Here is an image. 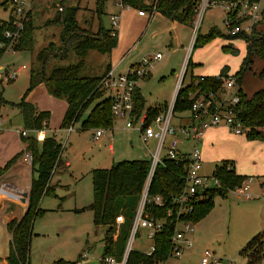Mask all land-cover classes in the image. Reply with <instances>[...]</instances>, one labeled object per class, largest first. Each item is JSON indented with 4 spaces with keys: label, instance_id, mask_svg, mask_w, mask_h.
<instances>
[{
    "label": "rangeland",
    "instance_id": "1",
    "mask_svg": "<svg viewBox=\"0 0 264 264\" xmlns=\"http://www.w3.org/2000/svg\"><path fill=\"white\" fill-rule=\"evenodd\" d=\"M76 3L78 9L75 19L79 26L82 29L84 28L87 35L94 39L101 38L99 32L96 31V22L99 20L104 29L109 27L108 11L112 9L110 0H105L102 9L99 5L100 3L96 0H32L30 12L32 13L33 21L30 48L23 47L19 50H17L18 48H8V50L5 49L0 58L1 66L7 70L8 74H11L13 70L22 65H25L27 70L18 73L13 79H7L6 74L0 72V76L2 74L0 97L15 98L19 93H23L22 89L26 83L27 74H31V70L38 64L36 54L47 48L51 40H54L53 43L55 44L47 52H50V54H62L64 48L60 38L62 25L55 21L58 14L57 7L60 5L66 9ZM139 5H142V0H139ZM261 8L264 12V0L261 1ZM7 9L9 10L6 5L0 8V18H8L9 11ZM157 14H159V11ZM223 19V13L219 7L206 9L200 26V34H207L210 27H215L219 34L208 43L192 48L191 61L195 64L192 72L195 76H216L222 68L226 67L228 78H232L236 82L233 75L238 71L241 56L246 52L244 36H249L251 33L245 31V35L229 37L224 27ZM90 21H93L92 29L89 26ZM184 26L182 24H173L167 18L159 19L158 15H155L152 23L147 28H144L147 34L137 50L139 51V60L147 54L156 52L163 54L162 60L160 59L159 62L152 64L151 67L154 69L152 70L151 78L143 81V85L140 86V90L147 102L146 104L149 106L163 103L165 100L167 103L171 101V98L165 97L170 92L171 87L167 75L172 70V67L174 71H179V65L182 57L184 60L185 55L184 49L179 50L176 56L172 55L164 41H159V38L153 39L150 35L153 32L160 31L163 36L166 35L167 40L173 36L172 40L175 39L186 48L190 44L191 31ZM255 31H264V20L256 25ZM223 45L236 49L237 54L226 53L222 49ZM92 53L94 54L89 55L92 56L89 60L87 57V62L90 60L94 61L92 59L93 56H96L97 59L104 58L103 54ZM185 60L187 59L185 58ZM76 61V56L71 53L66 59L51 56L46 63V67L49 69L52 65L65 66ZM87 65L94 66L93 63H87ZM263 66L264 61L262 59L253 57L250 69L244 73L240 82H236L241 87L245 97H250L256 90L264 88V76H259ZM190 69L189 67L182 84L188 83L191 75ZM180 80H182V77ZM1 114L3 119H6V112L1 111ZM77 126L76 124L75 129ZM230 134L215 133L204 143V150L203 146L198 145V148L202 149V152L207 154L208 158L203 163L201 173L205 176H211L222 161H230L225 155L232 149V153L234 151L238 161V166L236 165L234 169L235 173L246 178L251 177L252 180L249 182L250 192L253 196L260 195L264 198V163L263 165L258 163V159L264 161V151L253 153L250 147L245 149L237 148L236 145H233V142H229L232 139ZM89 143L86 142L81 146L87 149ZM112 145L115 151L114 161H116L119 153L122 158L141 156L148 158L151 155L146 148V144L139 138V131L136 129L126 128V130L115 132ZM152 145L151 142L148 144L150 149L154 148V145ZM96 152L86 150L84 154L85 159L94 158V160L90 161L91 165L96 162L94 155ZM100 156L99 161H102L105 156L103 151ZM254 160L258 164L253 165L252 161ZM239 170L245 172H239ZM29 177L28 172H24L20 180L27 184L30 181ZM59 193L62 199H58L53 195H46L42 198L43 207H57L56 205L60 204L64 209L45 212L35 220L34 229L36 235L33 236L31 244L30 264H53L59 259L76 261L78 260V255L83 252H87L86 262L88 264H103L99 261L103 250V242L100 239L102 233V237L104 236L105 229L100 225L93 224L91 212L87 210L89 209L88 204L92 203L93 198L91 176L87 175L86 179L80 183L67 184V187L63 188L62 192L59 191ZM261 197H254L253 199L237 198L230 190L223 195L214 194L212 207L198 221V224L194 225V227L196 226L194 245L201 250L208 247L224 260L234 259L236 264H245V258L241 253L242 249L255 235L264 229V199ZM76 206L77 208L83 207L73 211ZM119 231V226L116 224L112 226V233L117 232L118 234ZM150 244L151 240L147 239L144 230L140 229L133 241L132 248L145 250ZM7 252L8 250H5V253ZM1 253L0 246V255ZM171 264H175V262L171 261ZM184 264H199V257H191ZM252 264H264V259Z\"/></svg>",
    "mask_w": 264,
    "mask_h": 264
},
{
    "label": "trees",
    "instance_id": "2",
    "mask_svg": "<svg viewBox=\"0 0 264 264\" xmlns=\"http://www.w3.org/2000/svg\"><path fill=\"white\" fill-rule=\"evenodd\" d=\"M101 9L105 0H96ZM131 3V0H123ZM196 0H162L164 4L163 12L166 16L176 18L180 22L191 26L194 18V5ZM7 5V0H0V8ZM78 7L62 8L57 11L55 21L62 25L61 43L64 45L62 54H50L47 52L49 46L36 54L37 66L31 70L28 90L38 83H44L47 91L53 96L64 97L67 108L61 121V128L72 124L79 117L81 110L91 101L101 96L98 90L99 76L85 77L80 75L83 65V57L90 50L99 53H109L116 44V36L110 35V31L98 29L100 39H94L87 35L75 19ZM102 11V10H101ZM12 28V19L0 20V43L6 46L8 40L4 32ZM32 25L27 21L21 35L17 50L30 48ZM219 34L215 27H210L205 35L200 32L197 35L193 48L202 46ZM241 35V34H240ZM240 35H228L238 37ZM246 52L244 53L238 71L233 75L236 82H240L244 73L250 69L253 57L264 61V31L253 30L249 36H244ZM223 51L230 54H237V50L223 46ZM69 50L73 51L79 58L75 64L56 66L48 71L46 63L49 57L54 56L66 59ZM5 51V47H0V57ZM191 60L188 59L185 73L188 68H192ZM227 68L224 67L216 76L192 77L189 84L181 86L174 100L173 113H182L190 109L191 98L189 93H202L220 88L229 76ZM259 76H264V66L259 72ZM201 78V79H200ZM196 81L197 84L193 85ZM240 95L238 104V116L242 122L245 137L248 140L264 142V88L258 89L250 97H245L240 86L237 84ZM135 114L140 113L142 99L136 98ZM21 108L24 126L28 129H41L46 125L49 113L36 111V107L25 103L23 100L18 104ZM111 102L102 100L94 105L84 127L110 126ZM22 143L32 154V171L36 172V177L32 178L28 194L27 206L24 213L11 219L5 224L6 231L11 235L8 252L5 256L7 264H29L30 238L32 225L36 217L42 213L39 202L43 194L49 190L51 170L58 162L60 144L54 136H45L42 141H37L32 134L26 138H21ZM22 154V151H21ZM19 155L11 158L3 168H0V178L9 166L16 161ZM150 160L134 159L123 160L115 163L110 168H97L92 170V203L89 206L93 213V223L105 227V234L102 237V254L114 255L120 258L129 235V230L139 203L144 181L148 172ZM184 170L182 164H174L173 160L167 156L162 158L154 169L150 180L148 194H159L165 200L163 207L155 206L152 203L145 205V213L154 219H164L161 232L154 235L155 250L147 256L142 252L132 251L129 253L126 264H154L156 261L166 259L171 249V236L173 234L176 220L175 216L167 215L166 211L171 208V200L178 196L184 187ZM219 180V185L205 190L202 195H195L192 202V212L182 219H189L191 222L199 221L212 207V197L214 194H225L242 184L246 179L235 173L232 162L222 161L212 174ZM174 207V205L172 206ZM123 216V222L119 225L120 231L116 239H113L111 228L115 225V217ZM112 233V234H111ZM245 264H252L264 259V230L255 235L242 249ZM1 261V258H0ZM78 261L57 260L53 264H77Z\"/></svg>",
    "mask_w": 264,
    "mask_h": 264
},
{
    "label": "built area",
    "instance_id": "3",
    "mask_svg": "<svg viewBox=\"0 0 264 264\" xmlns=\"http://www.w3.org/2000/svg\"><path fill=\"white\" fill-rule=\"evenodd\" d=\"M161 1L152 0L146 8H139L137 13L139 16H146L147 19H150L159 9ZM261 1L196 0L194 5V18L190 26L191 39L186 50L185 58L190 57L194 41L200 32V26L207 8H220L223 13L224 27L228 35H245V31L253 32L256 25L264 19V12L261 10ZM31 2L32 0H7L6 6L9 8L10 18L12 19V28L4 32V36L8 40L7 45L5 46L4 43H0V47H5L8 50V48H15L19 44L24 25L29 21ZM112 3L117 7L119 12L110 15L109 22L111 27L109 31L110 35L117 36L120 12L131 9V5L125 3L123 0H112ZM57 9L58 11H62V7L60 6ZM162 56L163 54L159 52L147 54L137 63L130 65L125 71L117 74L114 73L113 69H109L100 77L98 82V90L109 96L112 116L124 119V126L126 128L138 130L139 137L143 143H146L150 139L156 141V147L151 153L148 172L122 255L120 258H117L114 255L102 254L100 261L103 264H126L129 253L132 251L142 252L147 256H150L154 252V235L161 232L165 220L150 217L145 213V205L149 203L158 207L165 205V200L161 195L148 194L154 169L158 163H161L164 156L173 160L174 164H182L184 170V187L182 192L171 200L170 203L174 207L171 206L166 211L167 215L173 214L176 220V225L170 238L171 249L166 259L156 261L154 264H171V261L180 259L183 254V249L191 246V240L187 235L192 231L191 220L182 219L181 216H186L192 212V202L195 195H202L205 190L219 185V180L212 175H201L202 158L197 143L207 128L216 126H225L233 134H244L242 122L238 116L240 95L237 89L238 86L232 78H227L224 84L216 90H209L202 93H189L192 100L190 109L188 110L189 117L186 124H174L172 122L174 101L151 118H148L145 114H139V117H136L134 115L133 93L137 81L146 77L152 64L159 61ZM187 61L184 59L182 73L186 69ZM21 68H24V66ZM16 74L17 71L13 70L6 77L7 79H13ZM196 84L197 82L194 81L193 85ZM184 85L187 84H182V80L179 79L176 86V93ZM72 124L64 128L66 136L60 144L58 159L66 144L67 134L71 131ZM17 131L21 138H26L32 134L37 141H42L45 137L44 127L41 129L20 127ZM101 132V129H97L95 138L100 136ZM185 139L192 140L194 144L189 150L181 151L178 146ZM26 146L24 143L21 158L25 164L31 166L32 154ZM56 165L57 163H55L51 173L54 172ZM230 191L238 196L250 197L247 184H242ZM0 194L6 199L12 198L13 200H18L21 196L19 192L11 190L4 183L0 184ZM122 222L123 216L117 215L115 217V224L119 226ZM140 229L144 230L145 237L151 240V244L145 250L132 248L133 241ZM115 237L116 234L114 235ZM85 256L86 253L83 254V257ZM199 263L236 264L234 259L223 260L215 256L208 249L203 251Z\"/></svg>",
    "mask_w": 264,
    "mask_h": 264
},
{
    "label": "crops",
    "instance_id": "4",
    "mask_svg": "<svg viewBox=\"0 0 264 264\" xmlns=\"http://www.w3.org/2000/svg\"><path fill=\"white\" fill-rule=\"evenodd\" d=\"M80 1V0H79ZM111 1L112 9L108 11V15L110 17L111 14L115 12H119L117 7H115ZM152 0H142V5H139V0H131V9L128 10H122L120 12V19H119V27L117 30V36H116V44L115 46L110 50L109 53H99L94 50L88 51V53L83 57V65L80 70V75L85 76V77H92V76H102L107 70L113 69L114 73H121L127 69L130 65H133L139 61V51L138 47L141 41L145 38L147 31H145V27L147 28L153 21L155 15H158L159 19H164L167 18L170 21H172L173 24H182L185 28H188L191 31V28L189 25L184 24L180 22L176 18H171L165 15L163 12L164 9V4L159 6V9L153 14V16L150 19H147L146 16H139L137 13L139 8H146ZM77 3L74 6L76 7ZM60 6V5H59ZM58 6V7H59ZM7 7V6H6ZM61 7V6H60ZM8 10V9H7ZM9 11V10H8ZM58 11V9H57ZM159 11V14L157 12ZM31 13V12H30ZM10 17V12H8V18H0V20H8ZM264 20V19H263ZM262 20V21H263ZM32 13L30 14V20L29 22L32 25ZM90 28L92 29V23L93 21H90ZM110 24V23H109ZM81 27V26H80ZM103 28V25L101 22L98 20L96 22V31H98L99 28ZM104 29V28H103ZM107 30H110V25L107 28ZM151 38L157 39L159 38V41H164L165 45H168V49L170 52H172V55L176 56L179 50L184 49V52L186 54L187 46L186 48L182 46V44L175 39L173 36H171L168 40L166 35L163 36V34L160 31L153 32L150 35ZM164 37V38H163ZM179 40V39H178ZM54 40H51L48 44V47L51 46ZM189 46V45H188ZM225 46V45H223ZM222 46V47H223ZM47 47V48H48ZM45 49V48H44ZM43 49V50H44ZM193 52V50H191ZM95 53L98 54H103L104 58L103 59H97L96 56H93L90 61H86L87 57L88 60L90 57L89 55H92ZM190 57L187 58L191 60V55ZM76 54L73 51H70L69 54ZM91 53V54H90ZM157 53V52H156ZM160 53V52H159ZM245 53V52H244ZM153 54V53H152ZM67 55V56H68ZM244 55V54H243ZM243 55L241 57H243ZM145 56V55H144ZM183 56V55H182ZM143 57V56H142ZM141 57V58H142ZM1 58V57H0ZM77 61H79V58L76 56ZM163 59V56L161 60ZM185 59V55H184ZM242 59V58H241ZM183 60V57H182ZM179 65L178 72L174 71V68L172 67V70H170V73L167 75L168 81L171 83L170 87V92L166 94L165 97L171 98V101L169 103L166 102V100L163 103H156L154 105H148L146 104L147 102L144 99V96L140 90V86L143 85V81L148 80L152 76V70L154 68H150L149 73L146 77L141 78L137 81L134 93H133V105H134V115L136 117H139V114H145L148 118L153 117L155 114H157L159 111L164 110L168 104H170L172 101L175 100L176 97V86L179 81V79L182 77V83H183V78H185L186 73H182L183 70V63ZM160 61V60H159ZM158 61V62H159ZM75 62V63H76ZM96 62L98 63L96 65ZM73 63V64H75ZM87 63H93L94 66L92 65H87ZM192 68L190 69L191 75L189 77V81L192 79V77H199L193 75V68H194V63L191 61ZM24 66V68H21ZM19 68L16 69L17 74L27 70V67L25 65H22ZM34 67V66H33ZM56 67V65H52L49 67L53 68ZM48 69V70H49ZM0 72L2 74H8L7 70L1 66L0 63ZM185 72V70H184ZM188 72V71H187ZM2 74L0 76V80L2 79ZM16 74V76H17ZM31 74H27L26 77V83L24 85L23 93H19L16 95L15 98L12 97H0V116H1V129H0V168H3L5 164L14 156L19 155V157L14 161L9 168L4 172V174L0 178V184L4 183L6 184L11 190L15 192L20 193V198L18 200H13L12 198H4L0 194V246L2 253L0 255L1 261L0 264H7L5 260V256L7 253H5V250L7 251L9 248L10 240H11V235L6 231L5 229V224L10 221L11 219L15 217L21 216L27 206V201H28V194H29V189L31 186V180L32 178L36 177L37 173L32 171L31 166H28L25 164L21 158V151L23 150V143L22 139L18 133V128L20 127H25L24 126V120H23V115L21 108L18 106V104L23 100L25 103H28L30 105H33L36 107V111H45L49 113V118L46 122V125L44 126L45 128V136H54V138L57 140L59 144H61L66 136V132L64 131V128H61V121L64 116V113L67 108V102L64 97L60 96H53L50 94L44 83H38L35 87L32 89L28 90L29 86V79H30ZM15 76V77H16ZM188 81V83H189ZM186 83V84H188ZM241 88V87H240ZM242 91V89H241ZM243 93V92H242ZM253 94V93H252ZM142 99V107L140 109V113L138 115L135 114V107L137 106L136 98ZM166 99V98H165ZM102 100H109L108 94L101 92V96L96 98L95 100L89 102L82 110L79 115V117L76 119V121L72 124V129L71 131L67 134L66 138V144L61 152V156L59 157V160L57 162L55 171L51 174L50 181H49V190L47 193L43 194L40 202H39V207L43 210L42 213L36 217L33 221L32 225V234L30 238V249H29V264H30V251H31V244L33 240V236L36 235V231L34 229V223L35 220L39 217H41L45 212L48 211H57V210H63L64 208L60 206V204L56 205L57 207H43L42 205V198L46 195H53L57 197L58 199H62V196L60 195L59 191L62 192L63 188L67 187V184L70 185V183H80L84 179H86L87 175L91 176V181H92V170L97 169V168H110L112 165L119 161L123 160H134V159H147L150 160L151 155L149 157H134V158H122L120 153L114 161V146L112 145L113 141V135L117 131H123L126 130V127L124 126V119L122 118H115L111 117L110 121V126H98V127H84V122L87 120L88 116L90 115L91 110L93 109L94 105L97 103L101 102ZM1 111H5L7 114L6 119H3ZM112 115V114H111ZM188 117H189V112H182V113H175L172 118V122L174 124H186L188 122ZM78 125L77 128L75 129V125ZM101 129V135L95 138L96 130ZM128 129V128H127ZM130 129V128H129ZM215 133H231L225 126H216V127H211L207 128L199 142L197 143L201 147L203 146L204 150V143L210 139ZM232 139L229 142H233V145H236L237 148H242L245 149L246 147H250L252 149L253 153H256L257 151H264V142L262 141H257V140H248L245 137V134H233ZM244 135V136H240ZM140 138V137H139ZM86 142H90L88 144L87 149H84L81 145L85 144ZM152 143L153 149H150L148 144ZM146 148L148 149L149 153L151 154L153 150L156 147V141L154 139L148 140L146 143ZM194 142L190 139H185L183 140L178 148L181 151H186L189 150ZM232 145V146H233ZM86 150L90 151H97L94 153L96 162H94L93 165H91L90 161L94 160L93 157L92 159L88 158L85 159L84 154L86 153ZM103 151L104 158L102 161H99L101 156L100 154ZM201 153V158H202V166L203 163L206 162L207 154H204L202 152V149L200 150ZM163 155V154H162ZM258 156V154H257ZM226 158H229L230 161L233 164V167L235 169L237 165V159L234 155V151L232 153V149L227 155H225ZM259 157V156H258ZM120 158V159H119ZM259 165H263L264 161L258 159ZM256 160L252 161L253 165L258 164ZM108 164V165H107ZM201 166V169H202ZM238 166V165H237ZM27 173L30 175V181L25 184L24 181H21V176H23V173ZM236 172V171H235ZM239 172H245V171H240ZM35 174V175H34ZM201 175L205 176L204 174L201 173ZM252 180V178H246L242 184H247L248 185V191L250 193V197L247 198L243 195L238 196L235 193L237 198H242L244 197L245 199H253L254 197H261L260 195L258 196H253V194L250 192L249 188V182ZM67 183V184H66ZM241 184V185H242ZM240 185V186H241ZM27 192V198L26 202L23 203L21 202L22 198V193ZM262 194V193H261ZM93 195V193H92ZM263 198V197H261ZM264 199V198H263ZM90 206V203L88 204V207ZM83 207V206H81ZM78 207V208H81ZM77 206L73 209L77 210ZM91 212L92 216V222H93V213L91 209H87ZM264 221V219H263ZM94 224V223H93ZM197 222H192V231L187 235L188 238L191 240V246L188 248L183 249V254L182 257L178 260H174L175 264H184L187 263L191 257H199V262H200V257L205 249L210 250L215 256L219 257L215 251L211 250L208 247L203 248L202 250L199 249L196 245H194V237H195V227L194 225H197ZM95 225V224H94ZM104 229L105 227L102 226ZM264 230V229H263ZM262 230V231H263ZM103 232V231H102ZM118 232V231H117ZM117 232L112 234L113 239H116L117 237ZM261 232V231H260ZM116 234V237L114 238V235ZM103 235V233H102ZM102 235H101V241H102ZM87 243V241H86ZM4 250V251H3ZM87 252H83L82 254L78 255V263L77 264H88L86 262V256L83 257V254ZM102 255V254H101ZM100 255V257H101ZM219 258L222 259L220 256ZM62 260V259H61ZM224 260V259H223ZM100 261V260H99ZM101 262V261H100ZM200 264V263H199Z\"/></svg>",
    "mask_w": 264,
    "mask_h": 264
},
{
    "label": "water",
    "instance_id": "5",
    "mask_svg": "<svg viewBox=\"0 0 264 264\" xmlns=\"http://www.w3.org/2000/svg\"><path fill=\"white\" fill-rule=\"evenodd\" d=\"M72 8H74V6H72ZM26 198H27V192H23L22 193L21 202L25 203L26 202Z\"/></svg>",
    "mask_w": 264,
    "mask_h": 264
}]
</instances>
